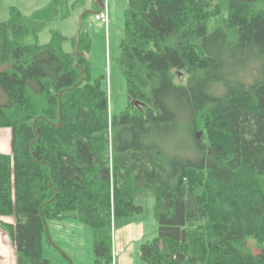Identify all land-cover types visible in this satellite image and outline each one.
<instances>
[{
	"label": "trees",
	"instance_id": "1",
	"mask_svg": "<svg viewBox=\"0 0 264 264\" xmlns=\"http://www.w3.org/2000/svg\"><path fill=\"white\" fill-rule=\"evenodd\" d=\"M68 1L0 24V130L13 131L0 228L17 264H51L47 223L68 217L92 229L94 264H112L117 222L149 200L157 231L141 264H264V0H128L117 116L104 77L92 82L88 33L73 53L59 32L38 42Z\"/></svg>",
	"mask_w": 264,
	"mask_h": 264
},
{
	"label": "rangeland",
	"instance_id": "2",
	"mask_svg": "<svg viewBox=\"0 0 264 264\" xmlns=\"http://www.w3.org/2000/svg\"><path fill=\"white\" fill-rule=\"evenodd\" d=\"M109 5V24L108 27L103 25L96 19V12L93 6V0H71L64 2L59 7V18L49 22L45 29L39 35V44L45 45L51 42L53 33L59 32L66 37L63 44V49L67 53H73L75 50L74 40L79 35L80 29L83 33H88L92 39V47L87 51V58L91 62V79L95 82L99 79L103 80V88L110 97L111 115L117 116L122 113L128 106L129 99L127 95V79L123 74L120 66L121 43L124 38L125 31V13L129 7L128 0H105ZM51 0H0V24L8 22L11 19L12 8H16L24 16L31 17L34 13L49 6ZM114 8V14L112 7ZM85 8V9H84ZM84 11L88 12V16L83 20ZM69 12V15L68 13ZM63 13L68 16L62 18ZM213 25V22H211ZM212 27V26H211ZM232 63L235 59H230ZM233 71L241 70L242 74L248 73L247 79H250V73L244 71V66L234 67ZM228 70V67H225ZM226 73H229L228 71ZM8 97L0 87V105H6ZM4 130V129H3ZM0 130V132H3ZM4 132H7V130ZM181 148L184 154L197 155L195 151L194 140L188 132H183L181 135ZM202 138V134L198 135ZM138 204L145 208V212L141 217H135L133 220L139 225H150L149 229H157V224L153 218V201H140ZM132 220V221H133ZM143 221V222H142ZM123 222H117L114 237L117 240L120 236V227ZM134 228V226H133ZM147 234V231L146 233ZM119 258V247L117 245V261Z\"/></svg>",
	"mask_w": 264,
	"mask_h": 264
},
{
	"label": "crops",
	"instance_id": "3",
	"mask_svg": "<svg viewBox=\"0 0 264 264\" xmlns=\"http://www.w3.org/2000/svg\"><path fill=\"white\" fill-rule=\"evenodd\" d=\"M93 6L95 10L99 9L96 12V14H99L102 8L97 5V0H93ZM107 8L109 11L108 4ZM114 8L115 6L113 5V14ZM84 12L86 13L87 11ZM4 130H7V132H4ZM4 130L0 132V153L12 154L13 131L11 129ZM132 220L120 227L118 240L117 233L116 239L114 237L115 252L113 253V258L116 261L117 245L119 247L117 264H141V244L155 237L157 229H149L150 225H139L136 224L135 220ZM47 227L48 235L44 238L43 250L44 256L50 260L51 264H94L95 254L92 229L73 217L62 220H49ZM115 231L116 226L114 233ZM146 231L147 234H145ZM0 264H17L15 244L8 233L1 228Z\"/></svg>",
	"mask_w": 264,
	"mask_h": 264
},
{
	"label": "built area",
	"instance_id": "4",
	"mask_svg": "<svg viewBox=\"0 0 264 264\" xmlns=\"http://www.w3.org/2000/svg\"><path fill=\"white\" fill-rule=\"evenodd\" d=\"M97 20L102 22L106 26L109 24V15L106 8L99 15H97Z\"/></svg>",
	"mask_w": 264,
	"mask_h": 264
},
{
	"label": "water",
	"instance_id": "5",
	"mask_svg": "<svg viewBox=\"0 0 264 264\" xmlns=\"http://www.w3.org/2000/svg\"><path fill=\"white\" fill-rule=\"evenodd\" d=\"M80 32H81V29H80ZM80 32H79V34H80ZM136 105L139 106L140 103H136ZM250 245L252 247V251H253L254 256H258L261 254V251L258 248H256L255 246H253L252 243H250Z\"/></svg>",
	"mask_w": 264,
	"mask_h": 264
}]
</instances>
